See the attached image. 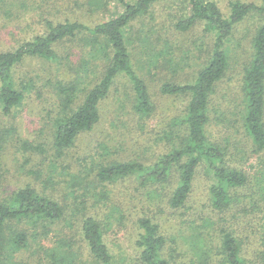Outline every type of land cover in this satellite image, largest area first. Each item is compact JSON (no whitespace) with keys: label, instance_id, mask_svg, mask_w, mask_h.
Here are the masks:
<instances>
[{"label":"rangeland","instance_id":"1","mask_svg":"<svg viewBox=\"0 0 264 264\" xmlns=\"http://www.w3.org/2000/svg\"><path fill=\"white\" fill-rule=\"evenodd\" d=\"M214 1L230 14L234 0ZM123 10L119 0H0V52L45 34L48 22L95 26ZM189 13L187 0H163L126 28L136 53L133 64L148 84L154 104L152 115L136 113L133 84L119 75L99 104L98 123L69 146L58 147L54 141L56 122L70 111L62 106L65 94L60 83L77 82L82 99L99 81L107 61L96 57L94 36L81 32L60 40L54 45L59 63L28 56L3 77L24 98L7 112L0 102V200L31 184L64 208L62 220L47 224L46 235L33 239L28 250L6 257L5 264H99L92 261L83 238L82 223L88 216L101 224L113 264H145L137 243L141 218L160 227L162 255L170 264H229L222 230L236 237L246 264H264V149L255 146L244 127L242 85L264 13L252 11L234 25L225 44L228 67L211 93L208 136L224 149V165L247 176L244 184L229 188V205L214 206L211 188L217 179L205 163L196 170L181 206L172 204L178 164L167 180L146 186L138 184L136 175L113 180L97 175L100 167L118 162L150 164L186 142V124L175 125L174 119L186 114L189 95L168 94L162 87L194 81L211 59L216 34L206 31L203 22L179 30L177 22ZM51 247L68 252L52 258L46 251Z\"/></svg>","mask_w":264,"mask_h":264},{"label":"trees","instance_id":"2","mask_svg":"<svg viewBox=\"0 0 264 264\" xmlns=\"http://www.w3.org/2000/svg\"><path fill=\"white\" fill-rule=\"evenodd\" d=\"M123 12L108 21L89 26L79 22H48V31L32 40L23 42L14 50L0 52V102L7 112L24 98L19 90L7 85L3 77L14 69L21 60L36 56L44 60L59 63L60 56L55 43L73 37L81 32L94 36L91 45L97 46L96 57L107 61V67L99 81L92 86L81 99L77 82L60 83L65 98H61L64 109L70 111L63 115L55 127L54 141L58 147L71 145L82 132L93 129L100 120L99 104L109 95L115 79L126 75L135 91L134 109L140 117H150L154 111L148 84L139 74L133 58L134 48L126 38V28L138 17L146 14L156 3L163 0H119ZM264 2V0H262ZM190 13L183 16L176 27L187 31L196 23L203 22L206 31H215L211 59L199 72L196 79L188 83H166L162 90L168 94L186 93L189 95L187 112L174 119V124H186L188 137L183 145L173 147L161 155L155 162L145 164L139 160L118 162L98 169L102 180L136 175L140 186L163 182L170 176L173 165L178 164L179 180L172 196V204L181 206L187 199L198 167L205 163L206 169L213 172L217 181L211 188L214 206L223 208L232 201L229 188L246 182L247 176L240 170L224 165L225 153L221 146L212 142L207 133L211 120L209 104L211 93L220 82L228 67V55L225 44L232 34L234 25L242 21L252 11L264 13V4L234 0L231 12L225 15L214 0H187ZM254 56L245 69L242 78L244 89V127L258 149H264V23L253 37ZM145 43V42H144ZM59 88V89H60ZM61 93V92H60ZM80 100V101H79ZM79 101V102H78ZM64 218V208L56 199L40 192L33 185L26 184L14 191L8 199L0 200V264L5 258L14 256L22 250H28L32 240L47 234V224H55ZM142 229L138 245L141 259L145 264H170L162 255L164 237L160 227L150 218H141ZM83 238L94 263L113 264V258L105 242L101 224L88 216L82 223ZM222 245L229 264H246L241 256L240 244L236 237L222 230ZM45 250V249H44ZM52 258L58 254L55 247L46 248ZM71 257V253L69 258ZM53 264H56L53 262Z\"/></svg>","mask_w":264,"mask_h":264}]
</instances>
